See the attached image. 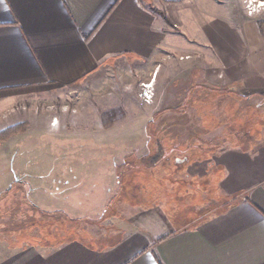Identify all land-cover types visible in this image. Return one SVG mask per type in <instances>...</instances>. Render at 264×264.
Returning <instances> with one entry per match:
<instances>
[{
	"label": "crops",
	"instance_id": "1",
	"mask_svg": "<svg viewBox=\"0 0 264 264\" xmlns=\"http://www.w3.org/2000/svg\"><path fill=\"white\" fill-rule=\"evenodd\" d=\"M189 46L194 50H186ZM173 49L182 53L179 57L188 58L172 61L175 65L181 69L190 65L171 78L164 77L166 85L152 116L162 109L174 79L180 86L186 83L183 93L190 84L195 90L202 88L204 93L197 92V97H205L206 103L215 99L216 113L223 107L218 99L227 100L221 113L238 109L223 96L230 90L239 93L243 87V110L238 109L247 118L243 149L225 148L208 160L188 163L185 171L186 156L175 160V189L171 183L167 189L168 176L159 170L155 173L154 164H149L165 162L161 156L140 154L131 160L135 163L131 168L143 167L140 162L146 166L142 175L147 180L146 193L156 192V187L161 191L165 183L167 194L186 197L190 204L179 206L169 197L161 202L159 197L149 198L142 202L147 206L141 212L121 225L96 228L93 223L81 239L44 247L47 251L22 249L0 264H264V15L247 16L235 0H0V113L20 105L25 95L77 86L89 79L96 81L103 100L101 77L108 71L114 74L121 65H136L130 72H140L156 86L160 62ZM201 70L204 73L199 75ZM115 92L112 98L133 97L126 91L122 97ZM97 107L96 112L106 109ZM35 120L31 117L29 123ZM114 127L105 131L100 122L92 127L86 118L81 132L85 140L104 145L105 135L107 144H117L110 138ZM179 138L184 154L203 152L206 157V150L217 145L215 140L199 144L189 137ZM249 145L251 149L246 148ZM117 157L110 160L112 185L106 188L95 179L98 169L90 172L95 180L82 186L84 177L89 178L83 160L78 170L70 169L62 177L47 172L48 182L23 187L30 202L45 212L76 217L98 207L111 210L120 185ZM159 168L164 170L162 165ZM218 173V200L212 199L210 207L201 206L207 196L190 179L202 178L208 190L209 178ZM58 178L64 179L63 184ZM156 203L161 206L152 205ZM170 210L176 211L174 216H169Z\"/></svg>",
	"mask_w": 264,
	"mask_h": 264
},
{
	"label": "rangeland",
	"instance_id": "2",
	"mask_svg": "<svg viewBox=\"0 0 264 264\" xmlns=\"http://www.w3.org/2000/svg\"><path fill=\"white\" fill-rule=\"evenodd\" d=\"M242 1L235 0L239 9L242 7L244 11ZM259 15L263 16L264 11L253 16ZM189 47L190 49L186 50H194V47ZM180 54L182 53L175 52L173 49L164 55L165 60L162 59L158 67L159 76L156 86L153 82L144 80L140 72L137 71L135 74L130 72L136 65H121L122 68L116 70L114 74L108 71L101 77L100 85L103 84L104 92H106L103 100L98 97L101 92H97L96 81L89 79L77 86L51 88L47 92L25 95L20 105L0 113V134L12 127L11 130H15L13 134L7 135L8 140L0 141V260L22 249L36 247L47 251L48 249L44 247L51 249L68 242L71 238L81 239V236L87 235L88 231L93 229L90 226L93 223L96 228L121 225L120 222H125L132 214L141 212L143 207L147 206L142 202L149 198L153 200L159 197L161 202L169 197L171 200L180 202H173L179 206H183V203L190 204V200L186 197L180 199L175 193L167 194L164 189L165 183L161 191L156 187V192L147 194V180L142 176L145 175L146 166L140 162L143 167L131 168L135 166L131 160L140 158V154H152L156 158V155L161 156L160 158L165 162L159 161L157 165H155L157 162L149 164H154L152 169L155 173L159 170L168 176L166 187L170 189L168 183L174 185L173 175H176L175 160L186 156L189 162L184 165L185 171L194 160H208L211 156L224 151L225 148L240 150L241 147L243 149L245 141L243 139L248 134V130H243L247 118H244L243 111H238V109L243 110V87L238 88L241 90L239 93L230 90L223 96L233 100V105H236L238 109L235 111L225 109L221 113L220 110L227 105V103L223 104V101L227 102V100L218 99V105L222 104L223 107L218 108L216 113L215 99L206 103L208 99L203 96L197 97V92L204 93L202 88L195 90L196 87L190 84L187 93H183L186 83L180 86L178 83L175 84L174 79L170 84L172 87L167 90V98L164 100L162 109H158V112L152 116L151 112L157 107L161 89L164 84L166 85L164 77L171 78L190 65L184 64L181 69L172 62L188 59L179 57ZM203 73L202 70L198 72L199 75ZM194 74L196 73H193L192 79L196 76ZM147 84L151 85L149 91L150 95H153L148 100L149 103L145 102L143 96L145 92L143 85ZM115 91H119L121 97L123 91H126V95L133 97L112 98L111 96L116 95ZM97 105L106 109L99 108L96 112ZM204 107L207 109L204 110ZM210 109L214 111L211 112ZM111 111L113 113H110ZM105 114H109L108 117L106 116L107 122L115 124L114 129L110 131L113 133L110 138H114L113 141L117 144H107L109 140H106L105 135L104 145L85 140L86 136L81 132V127H84L86 118L92 127L96 122H100L101 128L105 131L112 127L103 128L101 120ZM31 117L36 120L29 123ZM150 117L152 122L148 123ZM44 122H47L49 132L46 131ZM9 132L11 131L7 133ZM180 136H184L185 139L189 137L199 144L202 140L205 144L215 140L217 145L216 147L211 145L206 150V157L203 156V152H196L197 155H192V152L184 154L182 149L185 146L181 145ZM208 139H210L209 142ZM246 148L252 147L249 145ZM124 152L130 155L125 156ZM115 155L119 157V160L117 157V163L120 165L118 170L120 185L114 202L110 204L111 210L98 207L99 210H87L76 217L61 212H45L30 202V194L23 187L24 184L35 187L48 182L49 178L44 177L47 172L61 173L60 177H62L70 169L78 170L79 167L76 168V166H79L80 161L83 160L84 170L87 167L89 178L84 177L85 184L82 183V186L96 179L103 183V188H106L107 185H112L109 176L111 171L108 167H111L110 160ZM159 165H162L164 170L159 168ZM97 169L98 175L92 179L90 172ZM179 172L181 173L182 169ZM219 174L213 179L209 178L211 187L208 190L202 178L190 179L193 184L195 183V188L197 187V190L203 193L202 195L207 196V199L204 197L207 201L201 203V206L210 207L212 199L218 200ZM138 175L136 179L134 176ZM58 180L63 184V178ZM198 180L199 183H197ZM148 188L151 190L153 186ZM175 188H177L176 185L173 186V189ZM120 201L123 202L120 203ZM152 205L161 206L159 203ZM163 211L166 212V210ZM168 212L169 216H174L176 211ZM194 215L197 214L194 213Z\"/></svg>",
	"mask_w": 264,
	"mask_h": 264
},
{
	"label": "built area",
	"instance_id": "3",
	"mask_svg": "<svg viewBox=\"0 0 264 264\" xmlns=\"http://www.w3.org/2000/svg\"><path fill=\"white\" fill-rule=\"evenodd\" d=\"M242 4L244 5V11L245 13L250 17L255 14L260 13L261 11H264V1L259 0H243ZM144 87V93L143 96L145 98V102L149 103L148 100L153 97V95H150L149 88L151 87L150 84L143 85ZM152 101V100H151Z\"/></svg>",
	"mask_w": 264,
	"mask_h": 264
},
{
	"label": "trees",
	"instance_id": "4",
	"mask_svg": "<svg viewBox=\"0 0 264 264\" xmlns=\"http://www.w3.org/2000/svg\"><path fill=\"white\" fill-rule=\"evenodd\" d=\"M110 113H113V111H111ZM109 115V114H108ZM108 115H103V118H102V120H101V122H103V128H105V129H107V128H109L110 126H112V123H109V122H107V118H106V116L108 117ZM111 115V114H110ZM13 128V127H12ZM12 128H9V129H7L6 131H5V133H3V134H0V141H5V140H8L9 139V136H7V135H9V134H13L14 132H15V130L13 129V130H11ZM8 131H11V132H9V133H7ZM7 136V137H6ZM12 136V135H11ZM72 239V238H71ZM71 239H69V241L71 240Z\"/></svg>",
	"mask_w": 264,
	"mask_h": 264
}]
</instances>
